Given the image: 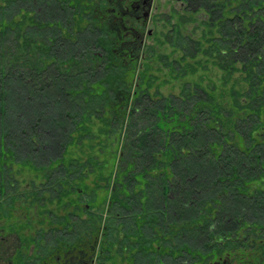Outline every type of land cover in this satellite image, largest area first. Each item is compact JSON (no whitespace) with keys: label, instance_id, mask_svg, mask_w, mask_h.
<instances>
[{"label":"trees","instance_id":"obj_1","mask_svg":"<svg viewBox=\"0 0 264 264\" xmlns=\"http://www.w3.org/2000/svg\"><path fill=\"white\" fill-rule=\"evenodd\" d=\"M180 1L124 59L104 0H0L7 221L118 264H264V0Z\"/></svg>","mask_w":264,"mask_h":264},{"label":"flooded vegetation","instance_id":"obj_2","mask_svg":"<svg viewBox=\"0 0 264 264\" xmlns=\"http://www.w3.org/2000/svg\"><path fill=\"white\" fill-rule=\"evenodd\" d=\"M153 1L104 0L106 6L103 18L107 20V24L119 40L117 50L122 51L121 55L124 59L133 58L139 54L144 46L146 36H150L151 31L148 22ZM5 193L6 189L3 188L2 198H0V264H26L28 260H31L33 264L34 260L44 264L47 262L50 264H118L116 256H112L110 262L103 258L101 252L102 238L99 235L83 237L84 239L77 241L74 246H70V239L66 238V244L59 243L51 247L46 246V254L30 252L28 256V249L37 248L36 243L39 240H34V222H37V214H35L36 220L34 221L33 206L28 210L30 221L21 222L17 219L7 221ZM85 207L88 208L87 205ZM49 224V221H44L41 226H48ZM9 235H13L16 240V245L10 254H8L7 246ZM36 235H38V231H36ZM217 261L215 264H225L226 261H231V255L227 254Z\"/></svg>","mask_w":264,"mask_h":264},{"label":"rangeland","instance_id":"obj_3","mask_svg":"<svg viewBox=\"0 0 264 264\" xmlns=\"http://www.w3.org/2000/svg\"><path fill=\"white\" fill-rule=\"evenodd\" d=\"M182 7H183V5L181 4L180 0H154L153 1L152 12H151V16H150V19L148 22V27H150L151 34H150V36H146L144 46H143L142 50L140 51L141 54L144 53V51L147 47H150L153 44H155L154 37L156 34H157L158 38L159 37L162 38L163 34H164L165 38L167 37L169 32H171L170 24L175 22V18L174 17L172 18V16H173L172 12H174V11L181 12ZM200 17H202V15H200ZM167 19H170L169 24L166 23ZM195 27H196V24L188 25L186 27V29L184 30V33L191 34V32H193ZM152 33H153V35H152ZM156 49L159 50V47ZM140 53H139V55H140ZM168 91L169 90L167 88L163 89V93L165 95L168 94ZM173 92L177 93L178 91L175 90ZM27 185L28 184H26V186ZM95 197L97 198L96 201H98L99 203H103L104 201H106L105 192L103 193V192L99 191L96 193ZM35 211L36 210H34V215L36 214ZM19 213H20V211L18 210L14 214L19 215ZM29 215H30V212H29ZM80 216H81L80 219L78 217H75L73 220H79L80 221L79 223L82 225V227L87 226V223H85L86 222L85 215L82 214ZM103 216H104V214H103ZM21 217H23V215H21ZM34 217L36 218V216H34ZM14 218H18V217L14 216ZM89 224H90V222H89ZM25 229H27V228H25ZM52 229L53 228H49V226L39 227L37 225V222H34V233H35L34 234V240H38V239L39 240L36 243L37 248L34 247L33 250L28 249V251H27L28 256H29L30 252H34V254H35V252H36V254L37 253L38 254H46L47 253L46 246L51 247V246H54L57 243H59L60 240H59V238H57L55 231ZM36 231H38V235H36ZM68 231H70V230H68ZM9 236L10 237L8 238V242H7L8 254H10V252L13 251V248L16 245L15 237L13 235H9ZM36 237H38V238H36ZM83 239L84 238H81L80 240H83ZM26 264H33V263L31 260H28V262ZM34 264H44V263H40V262L37 263L34 260ZM46 264H50V262H47Z\"/></svg>","mask_w":264,"mask_h":264}]
</instances>
